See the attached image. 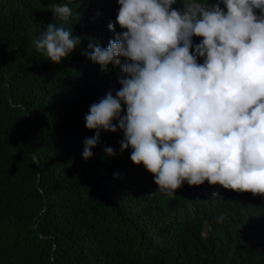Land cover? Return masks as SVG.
Returning a JSON list of instances; mask_svg holds the SVG:
<instances>
[{"label":"trees","instance_id":"obj_1","mask_svg":"<svg viewBox=\"0 0 264 264\" xmlns=\"http://www.w3.org/2000/svg\"><path fill=\"white\" fill-rule=\"evenodd\" d=\"M64 4L67 21L51 11ZM116 10L115 0H0V264H264V197L207 181L169 197L121 152L120 130L101 129L83 158L95 135L85 115L123 73L82 52L91 36L107 48L123 31L108 29ZM50 23L82 38L59 64L35 46Z\"/></svg>","mask_w":264,"mask_h":264},{"label":"clouds","instance_id":"obj_2","mask_svg":"<svg viewBox=\"0 0 264 264\" xmlns=\"http://www.w3.org/2000/svg\"><path fill=\"white\" fill-rule=\"evenodd\" d=\"M115 4L108 29L123 31L107 48L98 45L101 35L91 36L95 44L82 55L101 70L119 66L121 87L90 105L85 127L95 135L84 141L83 158L93 156L101 129L120 130L121 152L130 148L131 162L143 165L169 197L185 182L205 181L264 197V0ZM51 11L61 21L72 15L67 4ZM81 39L50 23L35 46L59 64ZM104 151L115 155L112 147Z\"/></svg>","mask_w":264,"mask_h":264}]
</instances>
